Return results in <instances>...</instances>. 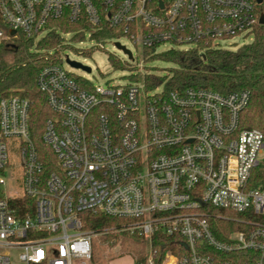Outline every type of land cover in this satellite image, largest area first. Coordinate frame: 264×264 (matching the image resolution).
Here are the masks:
<instances>
[{"label": "built area", "instance_id": "1", "mask_svg": "<svg viewBox=\"0 0 264 264\" xmlns=\"http://www.w3.org/2000/svg\"><path fill=\"white\" fill-rule=\"evenodd\" d=\"M64 18L86 21L90 38L115 28L146 60L264 36V0H0V42L54 30L66 43L75 32L51 23ZM63 51L36 76L52 154L32 138V100L0 99V264H15L13 252L21 264H90L101 232L85 228L84 212L130 219L124 229L149 243L148 264L155 238L166 239L161 264H264V182L253 180L264 133L241 123L250 91H166L130 49L129 62L117 58L127 82L93 85Z\"/></svg>", "mask_w": 264, "mask_h": 264}, {"label": "trees", "instance_id": "2", "mask_svg": "<svg viewBox=\"0 0 264 264\" xmlns=\"http://www.w3.org/2000/svg\"><path fill=\"white\" fill-rule=\"evenodd\" d=\"M64 32H75L71 40L83 41L85 32L81 28L91 29L86 21L71 22L67 19H57L53 22ZM115 28L104 27L100 31H92V39L101 42L106 38L119 37ZM17 45L13 51L10 45ZM67 44L58 31H49L39 40L26 39L20 35L14 42H0V99L4 96L21 94L32 100L31 135L40 155L49 153L50 148L42 141V133L46 119L52 115L44 95L38 91L36 76L39 70L50 62H58L59 50H64ZM54 49V56H47ZM94 49L84 50L90 52ZM152 60H162L170 63L166 75H149V84H163L166 91L183 90L187 87H206L228 93L234 90L247 89L251 97L248 106L242 112L243 127H256L264 133V36L262 30L249 43H243L233 48H211L201 51L200 48L168 49L155 53ZM115 67L120 62L110 55ZM254 185L264 182V158L254 173ZM23 211H20L22 213ZM85 228L101 232L104 240H118L119 237H132L144 240L136 234L125 230L130 219L115 217L100 213L84 212ZM165 239V238H164ZM165 241L155 238L153 246L159 248L162 255ZM155 264H161L160 256ZM93 258V256H92ZM92 260V259H91ZM134 264H148V256L135 259Z\"/></svg>", "mask_w": 264, "mask_h": 264}, {"label": "rangeland", "instance_id": "3", "mask_svg": "<svg viewBox=\"0 0 264 264\" xmlns=\"http://www.w3.org/2000/svg\"><path fill=\"white\" fill-rule=\"evenodd\" d=\"M238 44L244 43L243 39L236 38ZM120 42L128 49L138 53L136 62L146 65L148 70H152L156 75H166L168 68L172 65L162 60L144 59L140 46H135L133 41L126 36L113 38L111 40L97 42L89 35H86L83 41L71 40V36H66V48L63 51L65 56L64 65L66 68L90 80L93 85L107 86L110 83H125L129 71L115 67L110 60V55L116 60L130 61V57L125 51L116 45ZM92 49L90 52L84 50ZM169 48V45L160 49ZM67 56L71 60L81 62L90 66L91 71L75 68L67 62ZM18 163V162H17ZM93 258L90 264H134L135 259L142 256H148L150 252L149 243L146 240H137L132 237H119L118 240H104L102 234H98L93 238ZM15 264H21L18 261L17 253L13 252Z\"/></svg>", "mask_w": 264, "mask_h": 264}, {"label": "water", "instance_id": "4", "mask_svg": "<svg viewBox=\"0 0 264 264\" xmlns=\"http://www.w3.org/2000/svg\"><path fill=\"white\" fill-rule=\"evenodd\" d=\"M260 1H261V0H260ZM263 21H264V19L262 18V22H263ZM14 32H15L14 30L11 31L12 34H14ZM116 45H117L119 48L123 49L125 52L129 53V55L131 56V52L129 51V49H127V48H126L124 45H122L120 42H116ZM10 47H11V49H12L13 51H17V49H18L17 45L14 44V43L11 44ZM67 61L69 62L70 65H72V66H74V67H76V68L84 69V70H86V71H91V67H90V66L84 65V64H82L81 62H78V61H75V60H71V59H69V58H68Z\"/></svg>", "mask_w": 264, "mask_h": 264}]
</instances>
